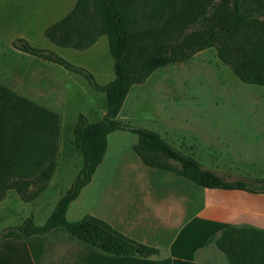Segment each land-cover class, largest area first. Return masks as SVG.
Returning a JSON list of instances; mask_svg holds the SVG:
<instances>
[{
    "label": "rangeland",
    "instance_id": "374dc122",
    "mask_svg": "<svg viewBox=\"0 0 264 264\" xmlns=\"http://www.w3.org/2000/svg\"><path fill=\"white\" fill-rule=\"evenodd\" d=\"M76 3L77 0H0V84L59 118L58 134L42 145L47 157L41 170L52 168L50 178L43 179L39 173L24 178L28 182L24 187L28 201L14 189L0 191V233L29 218L37 225L47 221L83 166V157L75 146L80 117L95 123L106 114L105 93L93 90L84 75L15 47L18 40H24L86 71L101 86L112 82L114 59L107 36H101L88 49L78 50L57 46L45 35ZM142 12L147 17L140 11L138 26L132 29L143 31L163 24L149 20L150 5ZM260 39L255 29H245L239 37L249 52L262 42ZM118 120L129 128L158 132L175 149L223 176L264 178V86L242 82L220 61L215 48L159 69L144 84L134 86ZM109 142L108 160L116 158L118 148L121 155L114 165L102 167L99 176L95 173L90 185L71 204L69 221L92 215L112 226L119 225L117 208L121 201L129 199V191L156 188L163 174L173 178L170 173L141 163L130 148L138 142L136 135L116 131L109 136ZM242 196L227 195L217 198V202L264 209V203H250ZM241 227L252 226L239 224L230 228Z\"/></svg>",
    "mask_w": 264,
    "mask_h": 264
},
{
    "label": "trees",
    "instance_id": "16d2710c",
    "mask_svg": "<svg viewBox=\"0 0 264 264\" xmlns=\"http://www.w3.org/2000/svg\"><path fill=\"white\" fill-rule=\"evenodd\" d=\"M149 5V20L163 24H154L149 30H134L138 26L137 14ZM143 14L147 17L146 12ZM245 29H255L261 36L262 42L252 52L239 40ZM45 35L57 46L78 50L88 49L101 36H107L115 79L101 86L91 74L54 53L32 47L24 40L15 43L16 49L25 54L84 75L93 90L105 93L107 110L104 118L95 123L80 117L75 128V146L83 157V166L47 221L37 225L29 218L20 226L8 228L0 233V244L9 238L46 236L62 227L73 237L113 255L157 256L156 248L129 238L100 218L85 215L69 221L67 217L70 205L104 162L109 135L116 131L138 137L133 152L150 168L174 173L205 189L264 195V178L223 176L175 149L158 132L129 128L118 120L134 86L144 84L155 71L188 61L210 48L216 49L220 61L242 82L264 86V0H77L74 9L49 27ZM58 132L56 114L0 84V191L14 189L28 201L24 192L28 182L24 178L33 173L50 178L52 168L41 170L47 157L42 145ZM216 245L230 264H264L262 229L227 228Z\"/></svg>",
    "mask_w": 264,
    "mask_h": 264
},
{
    "label": "crops",
    "instance_id": "0c3cea01",
    "mask_svg": "<svg viewBox=\"0 0 264 264\" xmlns=\"http://www.w3.org/2000/svg\"><path fill=\"white\" fill-rule=\"evenodd\" d=\"M110 149L109 142L104 162L96 171L98 176L103 168L114 165L121 155L118 148L116 158L108 160ZM161 171L174 176L163 174L155 183L156 188L129 191V199L121 201L117 208L119 225H111L129 238L156 248L157 256L113 255L57 227L46 236L6 239L0 244V264H230L227 255L216 245L223 231L239 224L264 230V209L217 202V198L239 193L250 203H264V195L205 189L174 173ZM225 211L234 215L229 216Z\"/></svg>",
    "mask_w": 264,
    "mask_h": 264
}]
</instances>
